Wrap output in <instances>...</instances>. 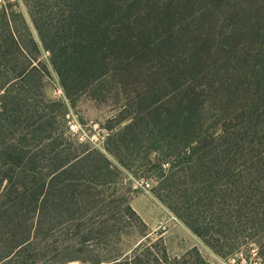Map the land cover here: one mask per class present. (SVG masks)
<instances>
[{
	"label": "trees",
	"instance_id": "trees-1",
	"mask_svg": "<svg viewBox=\"0 0 264 264\" xmlns=\"http://www.w3.org/2000/svg\"><path fill=\"white\" fill-rule=\"evenodd\" d=\"M22 2L69 101L111 97L121 108L114 121L130 120L105 151L154 175L155 196L214 253L242 256L245 227L264 231V0ZM14 6L0 3V263L32 245L52 203L74 216L100 204L99 186L121 192L117 166L70 142L55 113L62 105L43 102L33 77L45 73L29 54L38 43ZM24 215L37 217L34 228ZM147 245L112 264H158L159 249ZM166 255L206 264L196 247Z\"/></svg>",
	"mask_w": 264,
	"mask_h": 264
},
{
	"label": "rangeland",
	"instance_id": "rangeland-1",
	"mask_svg": "<svg viewBox=\"0 0 264 264\" xmlns=\"http://www.w3.org/2000/svg\"><path fill=\"white\" fill-rule=\"evenodd\" d=\"M3 1L15 5L9 12L16 11L24 14L33 37L38 43L39 53L28 48L29 54L36 59L34 66L38 65L45 74L42 75L43 77L35 75L34 85L41 92L43 102L62 105L56 107L55 113L59 115L60 121H65L66 137L70 142L74 143L76 140L68 132V116H76L87 132L93 130V125L97 123L101 129H108L111 136L118 128L130 121L126 120L120 125L114 121L121 112V108L111 97L99 101L91 98L89 94H81L72 104L52 66L50 53L41 45L39 35L22 0H0V3ZM2 13L3 10H0V27ZM14 25H18L20 29L19 22L17 24L15 22ZM17 34L19 35V32ZM20 35L24 36L23 33ZM3 38L0 35V40ZM26 41L28 42V39ZM17 56L19 57L18 54ZM20 67L19 64L17 70ZM4 70L9 79L15 77L16 72H13L10 64L6 65ZM45 103L43 104L46 106ZM109 139L104 143L105 145ZM76 143L87 145L91 150L108 156L119 170L117 182L119 185L116 184V187L121 192L114 193L109 185L99 186L97 189L103 192L99 197L100 204L90 211L82 205L80 212L74 216L60 214L59 210H56V203H52L51 213L47 216H51V219L44 226V230L38 234L35 230L33 231L32 245L16 251L12 255L13 258L8 260L9 262L4 260L0 264H94L92 260L96 259H103V264H112L117 261L116 259H131L141 244L153 246L156 251L159 249L158 264H168L164 257L166 253L169 257L179 258L195 247L205 258L206 264H264L263 230L250 236V232H246L247 227H245V238L240 240L237 247L244 256L220 257L155 196L154 189L157 187V182L147 179L154 175L144 170L137 172V169L134 171L125 169L105 151V145H103L104 148H93L89 144H81L78 141ZM150 157L153 159L154 156ZM143 179L152 183L149 192L141 189L137 183ZM122 196L127 198L125 202H121ZM127 206L131 207L133 213L126 212ZM25 218L28 219V225H33L34 228L37 217L32 219L25 216ZM6 239L5 236L4 241ZM6 244V242L0 244V258L6 253Z\"/></svg>",
	"mask_w": 264,
	"mask_h": 264
},
{
	"label": "built area",
	"instance_id": "built-area-1",
	"mask_svg": "<svg viewBox=\"0 0 264 264\" xmlns=\"http://www.w3.org/2000/svg\"><path fill=\"white\" fill-rule=\"evenodd\" d=\"M67 127L68 132L76 141L81 144H89L93 148H104V143H106L111 136V132L108 129H101L100 125L97 123L93 125V130L87 132L76 116H68ZM137 183L140 185V188L145 189V191L149 192L152 188V183L149 180L143 179V181L139 180Z\"/></svg>",
	"mask_w": 264,
	"mask_h": 264
}]
</instances>
